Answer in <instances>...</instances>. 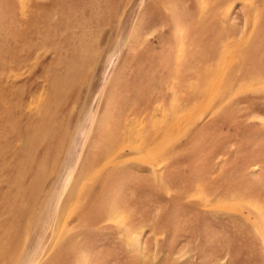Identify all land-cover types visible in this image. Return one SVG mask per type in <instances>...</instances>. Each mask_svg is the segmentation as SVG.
I'll return each instance as SVG.
<instances>
[{
    "label": "rangeland",
    "instance_id": "rangeland-1",
    "mask_svg": "<svg viewBox=\"0 0 264 264\" xmlns=\"http://www.w3.org/2000/svg\"><path fill=\"white\" fill-rule=\"evenodd\" d=\"M0 264H264V0H0Z\"/></svg>",
    "mask_w": 264,
    "mask_h": 264
}]
</instances>
